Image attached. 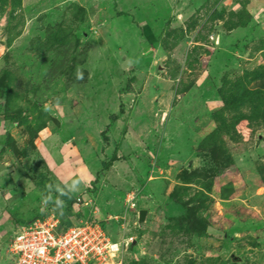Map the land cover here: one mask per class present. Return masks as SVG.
I'll return each mask as SVG.
<instances>
[{
    "label": "rangeland",
    "instance_id": "1",
    "mask_svg": "<svg viewBox=\"0 0 264 264\" xmlns=\"http://www.w3.org/2000/svg\"><path fill=\"white\" fill-rule=\"evenodd\" d=\"M0 169L16 227L60 176L127 260L264 264V0H0Z\"/></svg>",
    "mask_w": 264,
    "mask_h": 264
},
{
    "label": "built area",
    "instance_id": "2",
    "mask_svg": "<svg viewBox=\"0 0 264 264\" xmlns=\"http://www.w3.org/2000/svg\"><path fill=\"white\" fill-rule=\"evenodd\" d=\"M133 197L127 194L126 207L135 206ZM72 206L76 210L87 206L90 215L69 217L71 224L62 228L53 211L21 223L7 243L11 264H129L125 253L134 239L110 237L100 219L93 217L89 197L76 198Z\"/></svg>",
    "mask_w": 264,
    "mask_h": 264
},
{
    "label": "crops",
    "instance_id": "3",
    "mask_svg": "<svg viewBox=\"0 0 264 264\" xmlns=\"http://www.w3.org/2000/svg\"><path fill=\"white\" fill-rule=\"evenodd\" d=\"M3 170L4 169H0V172H2ZM56 175L59 176V173H57ZM59 177H58L59 181L57 182L63 184L75 199L76 198L84 199L88 197V196L84 197V195L77 194L80 187H78L77 185H74L73 187L71 185L73 178L72 179L68 178L66 180V179H60ZM17 184L18 183L17 181H15L12 174L0 175V186H1L0 188V264H11L10 256L7 251V243L10 237L12 236V234L14 233V231L18 227V226L16 227V224L19 222V218L23 216L20 213L17 204L18 195L16 189L19 188V185ZM32 193H36L37 195H40L41 199L43 200L39 187L37 190L33 187ZM93 208L96 209V206L93 205ZM113 210L116 209L113 208Z\"/></svg>",
    "mask_w": 264,
    "mask_h": 264
},
{
    "label": "trees",
    "instance_id": "4",
    "mask_svg": "<svg viewBox=\"0 0 264 264\" xmlns=\"http://www.w3.org/2000/svg\"><path fill=\"white\" fill-rule=\"evenodd\" d=\"M123 14V13H119ZM141 32L145 34L147 37V40L149 43H152L154 41V37L151 35L150 31L148 30V27L146 24H143L141 27ZM102 140L105 142L107 141L106 136L103 134L101 135ZM25 155H28V151L25 150ZM25 156V157H26ZM119 159V157H116L114 153L110 156L109 160L107 162H113L115 160ZM107 163H102V165H106ZM109 166V165H108ZM40 180L37 184V186L40 189L43 201L45 203V206L48 208L53 209V213L58 217V228L66 227L71 224V221L69 220V217H80L79 212L75 210L72 206V204L75 202V198L73 195L67 190V188L61 184L60 182H49L48 185L43 183V179L45 178L44 175H40ZM41 213L36 216H40L45 214ZM134 243L131 242L129 245V248H133ZM129 264H140L136 261L135 258L131 257L129 260Z\"/></svg>",
    "mask_w": 264,
    "mask_h": 264
},
{
    "label": "water",
    "instance_id": "5",
    "mask_svg": "<svg viewBox=\"0 0 264 264\" xmlns=\"http://www.w3.org/2000/svg\"><path fill=\"white\" fill-rule=\"evenodd\" d=\"M156 69L158 71H162L163 70V67L158 64L156 66ZM146 214H147V210L146 209H139L137 212H136V223L138 226H140L142 223H144L145 221V218H146Z\"/></svg>",
    "mask_w": 264,
    "mask_h": 264
},
{
    "label": "clouds",
    "instance_id": "6",
    "mask_svg": "<svg viewBox=\"0 0 264 264\" xmlns=\"http://www.w3.org/2000/svg\"><path fill=\"white\" fill-rule=\"evenodd\" d=\"M83 78V76H82V73H80L79 71H78V73H77V79H82ZM44 209H42V211H43Z\"/></svg>",
    "mask_w": 264,
    "mask_h": 264
}]
</instances>
